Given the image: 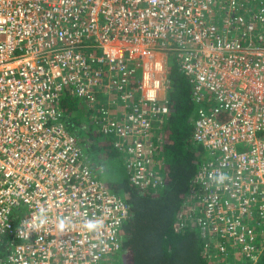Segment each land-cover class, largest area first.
Returning <instances> with one entry per match:
<instances>
[{
    "label": "built area",
    "instance_id": "obj_1",
    "mask_svg": "<svg viewBox=\"0 0 264 264\" xmlns=\"http://www.w3.org/2000/svg\"><path fill=\"white\" fill-rule=\"evenodd\" d=\"M170 59L190 86L192 142L207 153L188 219L204 249L259 261L264 0H0V264H121L129 205L97 180L61 100L81 102L115 139L135 189L156 188L153 131L169 111ZM216 172L230 180L217 187Z\"/></svg>",
    "mask_w": 264,
    "mask_h": 264
},
{
    "label": "trees",
    "instance_id": "obj_2",
    "mask_svg": "<svg viewBox=\"0 0 264 264\" xmlns=\"http://www.w3.org/2000/svg\"><path fill=\"white\" fill-rule=\"evenodd\" d=\"M172 64L169 66L168 62L167 65L171 86L166 95L169 111L162 124L153 131V141L157 144L153 172L161 185L145 191L135 189L126 174V159L113 147L109 138L100 145L109 148L105 153L114 151L120 155L119 165L122 161L125 175H121L118 168L115 171V168L107 167L106 163L102 164L108 161V157L100 156L98 160L95 159L96 167L103 169V172H107L108 169L112 173L113 177L108 182L109 190L121 196L129 205V219L123 224L120 233L122 246L120 262L121 264H244L233 256L235 250L232 248H228L223 254L217 253L214 248L207 253L204 252L207 240L202 237L196 224L188 219L185 202L191 182L200 166L206 161L207 153L201 146L192 142L196 110L191 101L190 86L177 70L174 62ZM75 102L77 101L72 100L68 95H64L61 100L60 110L69 130L72 125H76L81 113H84L86 118L90 114L88 109L81 110L77 106L76 111H72L74 107L70 104ZM78 103L82 107L83 104ZM89 162L95 169L90 158ZM7 248V241H4L0 246V260L7 253ZM246 264L252 263L246 261ZM256 264H264V252Z\"/></svg>",
    "mask_w": 264,
    "mask_h": 264
},
{
    "label": "rangeland",
    "instance_id": "obj_3",
    "mask_svg": "<svg viewBox=\"0 0 264 264\" xmlns=\"http://www.w3.org/2000/svg\"><path fill=\"white\" fill-rule=\"evenodd\" d=\"M172 66V60H169V66ZM137 78H139V72L137 73ZM168 93V92H167ZM79 101L75 102V103H71L70 105L73 106L74 108L72 109V111H76L75 107L77 106L78 108L80 107L81 110L87 109L85 106L82 105V107L79 105L78 103ZM69 106V107H71ZM114 110L118 109V106L115 102V105H112ZM196 110V109H195ZM80 112V111H79ZM81 113V112H80ZM90 113V112H89ZM160 126V125H159ZM67 128V127H66ZM156 129L158 128L155 127ZM68 132L75 136L77 141H78V145L80 147V142H81V151L83 152L84 156L87 158V156L90 158L91 163L95 166L94 172L97 175V180L100 181L102 184L106 185L109 189L108 186V182L109 179L112 176V173L109 172V170L107 169V172H103V169H101V173L99 171V167H96V160H98V158L100 156H104V157H108V161H104L102 164H107V167H112V163L110 165L109 162H112L113 160H117L118 164L115 166V171L118 168L119 172L121 175H125V171H124V166L123 163L121 161V165H119L120 159H118L120 157L119 154H117L116 152L112 151V152H108L105 153L106 149L109 148H103L101 147V142L105 141V140H111L112 144H114L115 139L113 137H103L101 135H99L100 133L98 132V128L95 126L94 124V119L91 120V115L89 114V116H87V118L85 117L84 113H81L80 116H78L77 120H76V125H72L71 126V130H69V128H67ZM99 134H98V133ZM155 136V134H154ZM109 138V139H108ZM114 147V146H113ZM87 156H86V155ZM89 158H87L88 162H89ZM96 159V160H95ZM108 162V163H107ZM90 164V162H89ZM91 165V164H90ZM120 169H122L120 171ZM117 175V174H116ZM112 185V184H109ZM111 190V189H110ZM118 196V195H117ZM121 197V196H119ZM122 198V197H121ZM226 245H228V241L226 242ZM204 252H209L211 250L214 249H203ZM122 251L119 254V259L121 257Z\"/></svg>",
    "mask_w": 264,
    "mask_h": 264
},
{
    "label": "clouds",
    "instance_id": "obj_4",
    "mask_svg": "<svg viewBox=\"0 0 264 264\" xmlns=\"http://www.w3.org/2000/svg\"><path fill=\"white\" fill-rule=\"evenodd\" d=\"M208 179L213 184H215L217 187H220V186L225 185V182L229 181L230 177L224 172H216V173H209ZM36 220H37V216H34L33 220L31 222L27 223V227L31 228ZM42 224H43V222H41V224H40L41 227H42ZM58 227L61 231H63V228H64L63 222H61ZM85 227L88 228L90 231L94 230L96 227V223L94 221H88L85 223Z\"/></svg>",
    "mask_w": 264,
    "mask_h": 264
},
{
    "label": "crops",
    "instance_id": "obj_5",
    "mask_svg": "<svg viewBox=\"0 0 264 264\" xmlns=\"http://www.w3.org/2000/svg\"><path fill=\"white\" fill-rule=\"evenodd\" d=\"M125 158V157H124ZM126 159V158H125ZM125 162H126V160H125ZM112 163V167L111 168H115V166L117 165V160H113L112 162H109V164H111ZM125 165H126V163H125ZM126 167V166H125ZM126 174H128V172L126 173Z\"/></svg>",
    "mask_w": 264,
    "mask_h": 264
},
{
    "label": "bare ground",
    "instance_id": "obj_6",
    "mask_svg": "<svg viewBox=\"0 0 264 264\" xmlns=\"http://www.w3.org/2000/svg\"><path fill=\"white\" fill-rule=\"evenodd\" d=\"M15 44H20V42H16ZM15 44L12 45V49L14 48ZM28 57H32V56H28Z\"/></svg>",
    "mask_w": 264,
    "mask_h": 264
}]
</instances>
